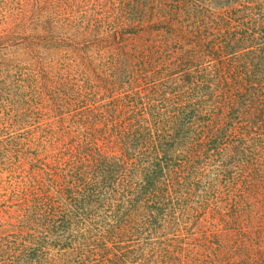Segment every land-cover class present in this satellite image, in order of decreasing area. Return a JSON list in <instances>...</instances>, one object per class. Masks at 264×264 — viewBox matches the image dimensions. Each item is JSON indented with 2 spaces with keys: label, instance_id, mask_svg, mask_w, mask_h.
<instances>
[{
  "label": "trees",
  "instance_id": "trees-1",
  "mask_svg": "<svg viewBox=\"0 0 264 264\" xmlns=\"http://www.w3.org/2000/svg\"><path fill=\"white\" fill-rule=\"evenodd\" d=\"M0 264H264V0H0Z\"/></svg>",
  "mask_w": 264,
  "mask_h": 264
}]
</instances>
